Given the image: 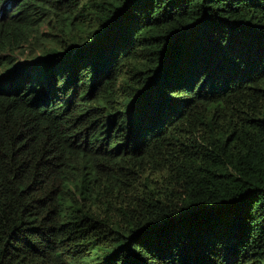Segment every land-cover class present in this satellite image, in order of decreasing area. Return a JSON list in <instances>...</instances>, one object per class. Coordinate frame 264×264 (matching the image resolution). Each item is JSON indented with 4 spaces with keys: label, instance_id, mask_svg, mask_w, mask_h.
<instances>
[{
    "label": "trees",
    "instance_id": "16d2710c",
    "mask_svg": "<svg viewBox=\"0 0 264 264\" xmlns=\"http://www.w3.org/2000/svg\"><path fill=\"white\" fill-rule=\"evenodd\" d=\"M0 264H264V0H0Z\"/></svg>",
    "mask_w": 264,
    "mask_h": 264
}]
</instances>
